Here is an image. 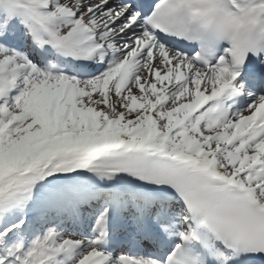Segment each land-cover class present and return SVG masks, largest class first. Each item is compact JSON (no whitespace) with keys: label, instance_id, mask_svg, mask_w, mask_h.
<instances>
[{"label":"snow or ice","instance_id":"snow-or-ice-1","mask_svg":"<svg viewBox=\"0 0 264 264\" xmlns=\"http://www.w3.org/2000/svg\"><path fill=\"white\" fill-rule=\"evenodd\" d=\"M0 264H264V0H0Z\"/></svg>","mask_w":264,"mask_h":264}]
</instances>
